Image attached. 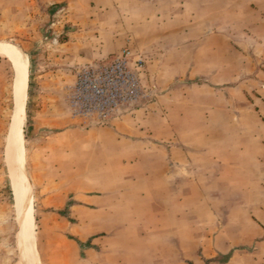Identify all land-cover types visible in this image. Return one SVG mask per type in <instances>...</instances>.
I'll return each instance as SVG.
<instances>
[{
    "label": "rangeland",
    "instance_id": "1",
    "mask_svg": "<svg viewBox=\"0 0 264 264\" xmlns=\"http://www.w3.org/2000/svg\"><path fill=\"white\" fill-rule=\"evenodd\" d=\"M51 1L0 0V44L16 46L28 69L21 152L12 161L16 70L0 54V264H29L19 236L26 204L33 206L41 264H223L232 254L239 256L232 264H264V255L253 253L262 239L239 238L253 228L248 208L238 205L264 182L233 173L246 166L249 145L239 120L254 118L238 109L245 99L225 91L236 84L234 76H247L264 49V0H165L175 9L160 17L170 19L167 29L140 31L137 37L148 40L90 62L76 60L65 45L67 30L94 26L88 18L98 14L107 24L126 1ZM180 7L190 14H179ZM74 15L89 17L74 23ZM104 67L112 78L106 108L87 109L75 95L78 74ZM78 129L100 130L120 144L92 175L75 173L83 145L57 141L61 132ZM134 172L144 178L125 196ZM234 184L244 189L236 197ZM76 187L98 195L106 188L113 204L72 217L57 207L63 191ZM90 216L114 221L81 220ZM94 231L100 234L92 242Z\"/></svg>",
    "mask_w": 264,
    "mask_h": 264
},
{
    "label": "crops",
    "instance_id": "2",
    "mask_svg": "<svg viewBox=\"0 0 264 264\" xmlns=\"http://www.w3.org/2000/svg\"><path fill=\"white\" fill-rule=\"evenodd\" d=\"M61 0H55L51 2H57ZM122 4L123 13H116L114 15V20L106 21L107 24H102L103 16L100 17H89L85 15H74L73 22L76 23L79 20L84 19L87 22V18L94 23L90 24V26L82 28L72 27V30H67L66 36L68 40H66L65 45H70L69 47L74 49L76 52L73 53V56H78L76 60L79 62H90L99 59H105L110 56L112 53L117 52L125 45L137 44L139 41L144 42L148 39L142 38L137 34L140 31H144L143 33L156 32L159 34L160 30H165L171 24L170 19L163 20L160 19L163 15H172L175 9L171 6H164L165 0H125ZM143 2V4H142ZM147 2L148 4H145ZM112 6L115 8L118 6L117 3L112 2ZM138 4H142L143 7L140 9ZM163 5V6H162ZM127 10H126V8ZM262 12V11H260ZM179 14H190L186 11L185 7H180ZM133 16H138L136 19L132 18ZM170 17V16H169ZM106 19V18H105ZM112 22V23H111ZM99 25L98 27H95ZM143 28V29H142ZM155 35V34H153ZM153 38H149L150 44L149 47L153 49L156 46H159V43H154ZM63 45V44H62ZM260 58H254V62L250 63L249 70L250 72L244 75H240L239 77L234 76L231 81H234L233 87L230 89H226V92H230L232 94L237 93V97L240 100H246L247 102L243 105L239 106V110L247 111L244 116L248 118H254L253 121L239 120V127L244 128L247 131V135L245 131H243V138L247 140V151L241 152L244 154L242 157L243 161H246V166L239 165L238 169H236L233 173L234 175L248 174L249 176H257L260 177L262 182H264V49L261 50ZM77 61V62H78ZM244 65V64H243ZM240 71V70H239ZM209 80H212L209 78ZM249 97V99H248ZM233 99V98H232ZM235 101V98L233 99ZM237 109V108H235ZM256 115V117H255ZM72 132L76 134V136H72ZM90 130L86 129H78V130H69L66 132H61L59 137L57 138L58 142L65 145L76 144L83 145V150L79 156V169L75 171L76 175H92L96 173L95 170L98 168V163L100 166L106 168V161L109 158V154L112 155L114 150L120 149L119 141L113 140L111 141V136H105L102 134L100 130H93L91 133ZM132 143V142H126ZM108 145V146H107ZM134 160H138L140 158V152H132L131 153ZM238 161V159H235ZM239 162V161H238ZM133 172V170L131 171ZM131 179L126 185L125 196L129 195V193H133L134 189L138 183L140 178H144V174H139L138 172L131 173ZM79 187L75 189H69L68 191H63L64 200L60 203L57 208L67 209L69 214L72 212L70 216L82 218L81 215L87 211H92L96 209L108 208L112 206V194L110 190L104 189V195L102 193H92L87 189L84 191L78 190ZM71 190V191H70ZM165 190V189H164ZM161 191V190H160ZM169 192V201L170 205L176 200L175 194L171 193L172 188H168ZM244 189L240 186V184L233 185L234 196L236 197L237 193H242ZM257 195L249 196L248 199L242 196V200L238 203L243 208H248V214L250 217V224L253 228L252 233L242 232L239 238L245 240H254V239H262L259 242H256V246L254 248V252L256 255H264V184L259 183L255 186V190ZM72 192V193H70ZM163 196V195H162ZM43 198V197H42ZM71 200H67L70 199ZM241 199V196H240ZM176 203V202H175ZM161 205V204H160ZM237 203H234V207H238ZM162 206V205H161ZM64 218L68 219V216H64ZM95 216H90L83 220V222L90 223H105L111 222L113 220L112 216H105L104 219H96ZM114 221V220H113ZM81 221L78 220V223ZM78 238L86 239L88 235L82 232L75 233ZM92 234V233H91ZM97 231H94L92 234V242H94L98 238ZM104 237L100 236L99 238ZM92 248H86L85 251H90ZM224 252V251H222ZM236 256L232 254L226 262L223 264H232L237 261ZM123 264V263H120ZM179 264H188L186 262L180 261ZM191 264H201L199 262L192 261Z\"/></svg>",
    "mask_w": 264,
    "mask_h": 264
},
{
    "label": "bare ground",
    "instance_id": "3",
    "mask_svg": "<svg viewBox=\"0 0 264 264\" xmlns=\"http://www.w3.org/2000/svg\"><path fill=\"white\" fill-rule=\"evenodd\" d=\"M0 54H4L12 58L16 70V81L14 85L15 102H14V113H13V133L15 136L9 138L8 155L13 161L12 156L15 157V151L21 152L22 145V124L25 119V104L27 97V80H28V69L26 62L21 58L19 51L16 46H9L0 44ZM18 57V58H17ZM11 155V156H10ZM13 169H15L13 165ZM16 173V171H14ZM20 240L23 248L26 252V258L29 264H41L36 249L35 241V218L33 214V206L26 204L22 217L20 219Z\"/></svg>",
    "mask_w": 264,
    "mask_h": 264
},
{
    "label": "built area",
    "instance_id": "4",
    "mask_svg": "<svg viewBox=\"0 0 264 264\" xmlns=\"http://www.w3.org/2000/svg\"><path fill=\"white\" fill-rule=\"evenodd\" d=\"M96 70L97 76H95ZM111 82L112 78L107 77L106 67L86 69L78 74V93L75 95L79 96L82 105L87 109L94 108L96 103H99L101 109L106 108L108 91L112 87Z\"/></svg>",
    "mask_w": 264,
    "mask_h": 264
}]
</instances>
